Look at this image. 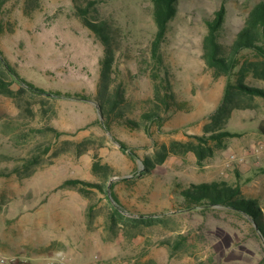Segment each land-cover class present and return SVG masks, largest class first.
<instances>
[{
    "label": "rangeland",
    "instance_id": "rangeland-1",
    "mask_svg": "<svg viewBox=\"0 0 264 264\" xmlns=\"http://www.w3.org/2000/svg\"><path fill=\"white\" fill-rule=\"evenodd\" d=\"M89 1L94 4L87 16L110 24L113 69L125 89L126 115L138 118L153 98L148 64L155 32L151 4L149 0L78 3L84 6ZM258 1H176L161 47L166 75L159 78L173 97L160 111V125L148 123V137L115 119L110 120V130L101 123L94 98L103 45L83 25L73 0H7L0 12V52L38 90L29 89L34 95L26 93L20 99L22 105L31 104L34 116L20 111L16 100L0 95V171L21 163L39 142L51 149L31 170L0 177V251L29 264H259L264 238L250 217L220 205L184 209L175 193L189 183L238 184L244 197L259 203L264 221V135L258 131L264 121V98L254 97L246 102L251 108H233L220 119L217 130L235 136L224 139L222 149L208 143L213 153L200 163L191 153L171 155L150 173L142 170L131 177L137 178L131 185L120 179L137 170L141 157L152 155L154 142H185L204 134L203 126L212 122L222 104L227 82L235 81L241 63L257 60L253 51L242 49L234 72L214 78L202 58L207 21L224 7L217 38L228 50ZM244 83L264 90V80L251 74ZM19 86L18 81L12 85L14 90ZM115 141L132 149L137 158L120 150ZM95 159L113 168L110 179H118L110 192L129 211L169 214L159 223L133 230L135 238L125 236L119 227L110 230L103 193L89 187L83 193L60 187L65 180L101 182L91 171ZM178 234L186 241L170 256L168 247L159 242Z\"/></svg>",
    "mask_w": 264,
    "mask_h": 264
},
{
    "label": "trees",
    "instance_id": "trees-1",
    "mask_svg": "<svg viewBox=\"0 0 264 264\" xmlns=\"http://www.w3.org/2000/svg\"><path fill=\"white\" fill-rule=\"evenodd\" d=\"M6 1L0 0V12ZM176 1L149 0L151 4V17L155 26V32L150 42L148 59L150 69L149 78L153 85V98L149 100V108L146 111L141 112L138 118L130 119L125 111L127 100L125 89L121 82H117L113 69L115 49L109 31L110 24L107 20L96 21L87 16L89 6L94 4L92 1L82 6L78 3V0H73L76 13L80 17L83 25L92 31L94 36L103 45V56L100 60L99 79L94 100L100 108L106 130H110V120L115 119L130 130H143L149 137L148 123L153 122L156 126L160 125V111L163 107L169 106L168 102L173 97L172 92L163 85L159 78H161V74L166 75L161 47L166 39L168 23L176 13ZM224 15L225 9L221 5L214 12L212 18L207 21V33L202 41V58L206 66L212 70V76L214 78L230 76L239 64L236 56L242 49L253 51L257 60L241 63L239 70L236 74L234 73L236 76L235 81L227 82L222 104L218 111L211 116L212 122L203 126L204 134L201 136H193L192 140L190 139L185 142L176 140H171L167 144L154 142L152 155L141 157L144 173H150L157 166L164 164L166 159L171 155L184 156L187 153H191L196 161L200 163L213 153V148L208 143H213L215 148L222 149L225 147L223 143L224 139L235 136L234 133L221 131L220 129L217 130L220 119L233 108H251L252 105L246 102L252 100L254 97L264 98V90L248 86L244 83L247 74H251L254 78L264 80V0L258 1L251 7L243 27L237 32L228 50L222 47L217 38L219 29L223 24ZM0 55L3 59V63L0 60V95L16 100L20 111H25L30 116H34L35 113L31 104L28 101H23L24 105H22L20 99L26 93H29L31 96L34 95L29 89H38L25 81L10 66L1 52ZM16 81L20 83V86L17 90H14L12 85ZM64 96L87 98V96L80 93H64ZM43 111L44 113L46 112L45 109ZM47 130L53 132L56 136L59 135L52 127H48ZM258 131L264 135V121L259 125ZM117 143L125 147L122 142L117 141ZM50 149V144L42 142L35 144L28 151L29 156L27 158L24 157L21 163L16 164L8 171H0V177L13 174L21 175V171L31 170L33 166L39 163L40 155L47 153ZM131 152L135 155L132 149ZM91 171L101 179V182L86 183L79 180H65L60 184V187L77 188L82 193L86 191L84 187H89L103 193L108 202V212L105 215V221L110 230L114 231L116 227H119L125 236L135 238L137 232L133 230L141 225L150 226L163 221V213H132L120 203L117 195L112 190L110 197L108 196L107 185L110 178L114 176L113 168L108 164H102L99 160L95 159L92 162ZM135 179H131L130 177L123 178L121 181L127 186L133 184ZM113 188L114 183L111 184V189ZM175 196L176 198H180L182 203L181 208L184 209L220 205L227 207L229 210L242 212L252 219L254 229L264 238V221L259 209V203L256 200L244 197L238 184L230 185L225 181H211L197 184L189 183L180 187L177 193H175ZM110 198L118 207L113 205ZM89 208L91 209V207ZM185 241V236L178 234L171 240H165L159 243L166 245L170 256H173V254L184 246ZM259 264H264V257Z\"/></svg>",
    "mask_w": 264,
    "mask_h": 264
},
{
    "label": "water",
    "instance_id": "water-1",
    "mask_svg": "<svg viewBox=\"0 0 264 264\" xmlns=\"http://www.w3.org/2000/svg\"><path fill=\"white\" fill-rule=\"evenodd\" d=\"M0 60L2 61L3 63V59H2V56L0 55ZM44 95H47V96H53L52 94H49V93H43ZM89 102H92L91 100H88ZM97 112H98V116H99V119L101 121V123L103 124V121H102V115H101V111H100V108L99 106L97 105ZM104 125V124H103ZM115 143L118 145L119 149L128 153L129 155H132L133 157L137 158V156H135L130 149H126L125 147H123L122 145L118 144L116 141ZM138 168L137 170L131 174V175H127V176H124V177H121L120 179H123V178H130V177H134L136 175H138L139 173H141V171L144 169L143 167V164L142 162L139 160L138 162ZM118 179L117 177H113L112 179H110V181L108 182V185H107V193H108V196L110 197V188H111V183L113 182V180H116ZM111 199V198H110ZM113 205H115V207H118L115 202L111 199ZM166 214H169V213H165L164 215ZM154 216H160V215H154Z\"/></svg>",
    "mask_w": 264,
    "mask_h": 264
},
{
    "label": "built area",
    "instance_id": "built-area-1",
    "mask_svg": "<svg viewBox=\"0 0 264 264\" xmlns=\"http://www.w3.org/2000/svg\"><path fill=\"white\" fill-rule=\"evenodd\" d=\"M0 264H29L26 259L18 258L0 251Z\"/></svg>",
    "mask_w": 264,
    "mask_h": 264
}]
</instances>
